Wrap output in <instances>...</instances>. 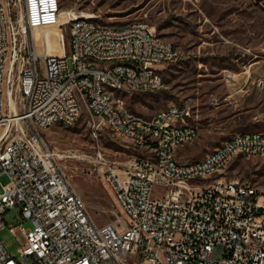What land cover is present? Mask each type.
I'll use <instances>...</instances> for the list:
<instances>
[{
    "label": "built area",
    "instance_id": "obj_1",
    "mask_svg": "<svg viewBox=\"0 0 264 264\" xmlns=\"http://www.w3.org/2000/svg\"><path fill=\"white\" fill-rule=\"evenodd\" d=\"M91 16L61 0H0V177L8 179L0 232L10 209L20 206L22 219L7 227L18 256L0 242V264H264L261 196L247 180L222 177L237 159L264 151V133L232 136L182 168L178 152L199 136L191 107L147 118L114 99V88L160 90L173 47L145 24L103 26ZM50 27L60 32V56L32 35ZM83 111L94 137L104 127L137 153L122 170L104 165L116 213L100 226L41 135L57 121L73 126Z\"/></svg>",
    "mask_w": 264,
    "mask_h": 264
},
{
    "label": "rangeland",
    "instance_id": "obj_2",
    "mask_svg": "<svg viewBox=\"0 0 264 264\" xmlns=\"http://www.w3.org/2000/svg\"><path fill=\"white\" fill-rule=\"evenodd\" d=\"M61 6L94 15L103 26L145 24L171 44L175 57L160 67V90L114 95L147 118L172 105H189L199 136L178 152L182 162L203 158L232 136L264 133V0H61ZM47 31L33 30L32 35ZM65 54L70 56L68 40ZM66 63L71 70L70 58ZM230 75L234 77L228 80ZM87 121L83 111L73 126H53L41 135L91 220L100 226L116 213L102 180L104 165L122 170L137 153L104 127L94 137ZM262 158H239L222 177L249 181L264 201ZM7 183L1 176L0 194ZM152 196H159L156 187ZM3 220L6 228L0 232V242L17 257L21 244L7 227L22 222L20 206L10 209ZM22 226L31 229L30 222Z\"/></svg>",
    "mask_w": 264,
    "mask_h": 264
},
{
    "label": "bare ground",
    "instance_id": "obj_3",
    "mask_svg": "<svg viewBox=\"0 0 264 264\" xmlns=\"http://www.w3.org/2000/svg\"><path fill=\"white\" fill-rule=\"evenodd\" d=\"M94 17V16H91ZM48 31L46 33L40 34L41 32H36L35 40L39 41L42 40L46 42V47L47 51L50 54L53 55H62V46L59 42V30L56 27H50L46 28ZM37 30V29H36ZM35 31V30H34ZM43 32V30H42ZM39 33V34H38ZM154 38H158L154 32ZM233 75H230L228 80L233 78ZM117 91H126L125 88H114V93ZM157 90H146L144 92H156ZM114 99L116 100H122L120 97H116L114 95ZM169 108H174V109H182V105L177 106V105H172L169 106ZM112 111H119V101H112ZM57 125H62L65 126V121H57ZM253 134H244V135H238V137H251ZM193 140H189V143H191ZM217 148H225V141H223ZM257 156H264V151L263 150H252V157H257ZM182 168H192V161L188 162H182ZM260 201L264 203L263 197H260Z\"/></svg>",
    "mask_w": 264,
    "mask_h": 264
}]
</instances>
